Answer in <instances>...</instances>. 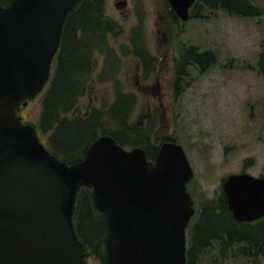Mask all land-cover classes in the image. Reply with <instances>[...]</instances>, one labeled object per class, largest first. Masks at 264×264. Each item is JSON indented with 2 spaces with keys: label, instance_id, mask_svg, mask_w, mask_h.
Here are the masks:
<instances>
[{
  "label": "water",
  "instance_id": "1",
  "mask_svg": "<svg viewBox=\"0 0 264 264\" xmlns=\"http://www.w3.org/2000/svg\"><path fill=\"white\" fill-rule=\"evenodd\" d=\"M80 1L0 5V264H85L72 224L81 187L105 215L107 264H186L193 171L180 144L162 143L149 161L143 149L103 135L67 164L16 115L48 82L65 18ZM193 1L168 0L183 21ZM222 192L236 222L264 217V178L231 174Z\"/></svg>",
  "mask_w": 264,
  "mask_h": 264
},
{
  "label": "rangeland",
  "instance_id": "2",
  "mask_svg": "<svg viewBox=\"0 0 264 264\" xmlns=\"http://www.w3.org/2000/svg\"><path fill=\"white\" fill-rule=\"evenodd\" d=\"M101 1L102 8L97 17L90 13L87 27L101 19L109 20L110 29L102 37L89 32L82 37L102 41L93 42L87 53L79 79L81 95H74L68 117L88 120L96 111L101 126L110 131L101 136L114 132L132 137L133 143L145 140L149 151L167 140L180 144L193 170L186 188L195 210L190 225L201 207L217 204L229 175L264 178V75L257 67L264 55V0H249L258 9L253 17L199 2L185 23L168 10L165 0ZM194 49L211 52L214 63L204 70L189 63ZM119 97L127 100L126 106L116 104ZM41 98L21 107L18 116L37 126L47 145L52 134L39 127ZM112 108L129 112L123 127L111 120ZM122 144L134 148L128 140ZM262 222L264 217L253 224ZM236 247L226 248L220 260L214 243L196 264H264L261 244L251 258L229 257L240 250ZM86 264L101 262L88 258Z\"/></svg>",
  "mask_w": 264,
  "mask_h": 264
},
{
  "label": "trees",
  "instance_id": "3",
  "mask_svg": "<svg viewBox=\"0 0 264 264\" xmlns=\"http://www.w3.org/2000/svg\"><path fill=\"white\" fill-rule=\"evenodd\" d=\"M13 0H0L1 6L8 5ZM208 6L210 9H224L231 15L253 17L258 14V9L249 0H197L198 3ZM196 4V6H198ZM102 8L101 0H82L78 6L67 16L60 39L59 51L55 59V67L52 78L41 98V116L39 127L41 131H51L49 148L53 154L68 164L77 162L84 157L88 146L100 134L110 132L101 126V120L96 111H91L88 120L79 117L69 118L68 112L72 107L74 95H81L80 85L81 71L86 65L87 53L93 42L101 38H82L89 32V35L97 34L102 37L107 27L103 20H99L92 27H87L88 19L92 13L97 17ZM91 13V15H90ZM89 25V24H88ZM95 27V29H93ZM81 34L74 36L69 30ZM69 34L66 35L65 33ZM95 36V35H94ZM195 50V49H194ZM191 64H197L204 70L214 63V56L211 52L198 53L197 50L189 52ZM257 67L260 74L264 75V55L259 57ZM79 81H77V80ZM79 86V87H78ZM78 87L79 93L73 89ZM76 96V97H77ZM126 106L127 100L117 98V102ZM114 104V105H116ZM130 109L129 106H127ZM115 111V112H114ZM113 123L120 127L126 123L129 112L123 108H112L110 111ZM121 124V125H120ZM112 136L119 145H124L128 140L132 147L148 145L147 141L135 140L132 137L122 135L121 138L114 134ZM101 136V135H100ZM128 138V139H127ZM171 141V140H167ZM143 144L145 146H143ZM150 147V146H149ZM152 150H145L148 160L155 158L158 146L150 147ZM79 153V155L77 154ZM217 204L210 203L201 207L192 224L188 227V242L186 248V264H196L202 254L212 249V245H219L218 256L223 260L226 248L240 246V250L231 252L229 257L241 254V256L253 257L254 253L260 251L259 245L264 248V224L238 223L227 209L226 199L221 192L217 198ZM73 224L79 240L85 245L87 251L101 264H107L104 253V242L107 236L105 215L96 212L91 191L87 188L79 189L76 195L75 208L73 213ZM236 247V248H238ZM256 250V251H255Z\"/></svg>",
  "mask_w": 264,
  "mask_h": 264
},
{
  "label": "flooded vegetation",
  "instance_id": "4",
  "mask_svg": "<svg viewBox=\"0 0 264 264\" xmlns=\"http://www.w3.org/2000/svg\"><path fill=\"white\" fill-rule=\"evenodd\" d=\"M126 0H122V1H120L119 0V2L120 3H123V2H125ZM118 2V3H119ZM165 2H166V4H167V6H168V10L173 14V15H176L175 13H174V11L172 10V8L170 7V4H169V2H168V0H165ZM196 4H197V2H194L191 6H190V8H189V17L192 15V10H193V8L194 7H196ZM189 19V18H188ZM183 23H185V22H183Z\"/></svg>",
  "mask_w": 264,
  "mask_h": 264
}]
</instances>
